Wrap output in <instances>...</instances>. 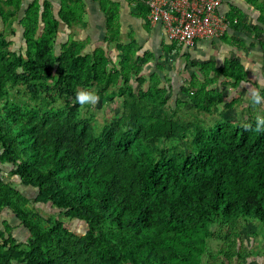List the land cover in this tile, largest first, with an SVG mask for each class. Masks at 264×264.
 <instances>
[{"label": "trees", "instance_id": "1", "mask_svg": "<svg viewBox=\"0 0 264 264\" xmlns=\"http://www.w3.org/2000/svg\"><path fill=\"white\" fill-rule=\"evenodd\" d=\"M108 1L98 0L115 57L88 35L55 48L62 27H86L84 0H0L1 23L20 26L11 49L0 33V264H205L204 254L244 262L256 253L240 248L243 223L264 224V122L257 132L256 117L204 127L178 116L185 106L216 112L225 97L207 82L238 87L243 63L200 64L204 80L190 76L185 100L168 103L171 86L143 72L152 54L122 38L119 4ZM256 2L257 24L233 8L230 30L264 33ZM78 90L119 98L120 115L98 125ZM209 239L224 245L210 253Z\"/></svg>", "mask_w": 264, "mask_h": 264}, {"label": "rangeland", "instance_id": "2", "mask_svg": "<svg viewBox=\"0 0 264 264\" xmlns=\"http://www.w3.org/2000/svg\"><path fill=\"white\" fill-rule=\"evenodd\" d=\"M239 1L243 3L244 5H246L248 8H251L252 10V12L250 13L251 17L249 18V22H247V24L251 26L252 28L254 24H257L256 16L258 14L256 11V6L253 4L254 0H237L238 3H240ZM255 1L263 4L262 7L264 8V0H255ZM243 17L244 15L242 16V18ZM121 24H122V21L120 19V26ZM87 26L88 24L86 25V27H71V28L62 27V29L58 32L55 48L58 49L59 48L58 44H60V42L67 41L70 36L74 38L84 37V34L87 32ZM245 31L247 34L254 36L253 32H248V30H245ZM0 33L6 36L9 40H12V42L14 43L13 46L12 44L9 46V49L20 44V39H19L20 38L19 37L20 36V26L16 22L12 24L10 28L6 27V25L0 24ZM121 34H122L121 35L122 38L126 40V29L122 30ZM260 37L264 41V33H261ZM241 40L242 42H244V39H241ZM236 45L238 46V48L241 47V49H243L242 47L243 44L241 42L236 43ZM107 47H108L109 54L111 56H114L116 53V50L113 47V44L112 46L108 44ZM242 54H244V50L242 51ZM234 56L238 57L241 60V62H243L242 60H245L241 56L233 55L231 57H234ZM205 62L206 61L197 62V64L194 62L192 65L185 64L186 68L184 66L185 68L184 74H186L185 75L186 77L184 76L181 77L183 78L184 85H187V87L190 86V78L188 77L192 75H194L197 81L204 80L202 73L198 71H199V68L201 67L200 64L205 63ZM191 66H193V68ZM159 74H160V71L158 72V75ZM257 74H258L257 76L247 75L246 82L242 83L236 88H233L231 84L228 82L220 83L219 80L215 81L214 79L211 81H208L206 85V89L216 88L218 91L222 92L225 97L219 103L220 104L219 107L217 106L218 110L216 112H204V111H199L194 108V113H192L189 110L190 107L185 106L179 110L178 112L179 118L181 119V121H184V122L191 121L196 124H198L199 122L200 125L204 127L216 125L218 123L224 122L225 120H230L235 123L237 122L243 123V122H246L251 117L263 118L264 117V65L260 67V72ZM161 84L162 83L160 82V85ZM174 86L176 87V84H174ZM252 89L259 90L261 94L260 104H255L254 101L251 99L250 90ZM170 90L168 92V96H169L168 103H174L177 97H179L180 100H183V101L185 100L183 98V95H181L180 91L176 92L179 94H176L174 92H171ZM90 92L95 93L94 90H90ZM97 97H98V100L94 104L86 103L82 106V113L84 115L91 116L98 125H102L103 123L109 121L112 117H118L120 115L122 106H121V101L119 98L113 99L111 101H106L100 96H97ZM213 97L215 98V96ZM10 98H12L16 102L27 101L26 99L22 98L21 95H19L16 91L12 92V94L10 95ZM231 100H233L234 103L229 107L227 106L225 107L224 103L228 101L230 102ZM197 117L199 118V121L193 119ZM26 192L29 193L28 190H26ZM38 211L43 214L42 210H38ZM7 219L9 220L10 224L12 223L14 226V224L16 223L14 221V218L12 216H9L7 217ZM73 227H75L77 232H80L84 228V226L81 223H76V222L73 223ZM16 233H17L16 237L19 240H23L27 238L26 233L21 234L20 228L16 229ZM240 238L242 240L240 244L241 250H245L247 252L251 251L253 253H256V255L254 254L250 256L244 262L239 261L236 259V257H234L233 260H231L230 263L228 264H264V224L259 223L256 220H253L249 223L247 222L243 223V227H241V230H240ZM221 245L222 246L224 245V242L222 240L212 241L209 239L207 242L206 248L208 249V251H210V253H213V252H217V250H219V247ZM201 261L205 264H225L222 262L221 257L210 258L208 254L202 255Z\"/></svg>", "mask_w": 264, "mask_h": 264}, {"label": "crops", "instance_id": "3", "mask_svg": "<svg viewBox=\"0 0 264 264\" xmlns=\"http://www.w3.org/2000/svg\"><path fill=\"white\" fill-rule=\"evenodd\" d=\"M84 2L86 4L85 18L88 24L84 37L86 35L90 37L92 47L94 45L106 47L107 44L103 41L105 16L100 4L98 0H84ZM110 2L119 4V14L122 21L120 28L122 30L126 29V41L134 38L138 42L140 53L152 54V60L146 65L143 72L150 75L160 71L161 85L167 86L169 84L171 92H179L180 86L184 85L181 77H186V74H184L185 64L192 65L194 62L197 64V62L206 61L214 62L216 66H219L225 59L236 55L245 59L242 60V63L248 76H257V73L260 72V67L264 65V41L260 35L258 39H253L250 34L245 35L229 29L226 40H222L221 37H214L197 40L190 47L177 45L168 37L161 23H152L147 17H142L136 4L141 2L144 5V9L147 10L145 0H109L108 3ZM233 8L242 11L243 19L249 22L252 10L243 3H238L237 0H223L220 5V11L226 15ZM0 24H2L1 21ZM241 39H244V42ZM238 42L243 44V49L241 47L238 48L236 45ZM243 50L244 54H242ZM191 67L193 68V66ZM174 84H176V87ZM177 99L180 100L179 97Z\"/></svg>", "mask_w": 264, "mask_h": 264}, {"label": "built area", "instance_id": "4", "mask_svg": "<svg viewBox=\"0 0 264 264\" xmlns=\"http://www.w3.org/2000/svg\"><path fill=\"white\" fill-rule=\"evenodd\" d=\"M223 0H145L147 18L161 23L177 45L193 46L197 40L222 37L236 18L220 11Z\"/></svg>", "mask_w": 264, "mask_h": 264}, {"label": "clouds", "instance_id": "5", "mask_svg": "<svg viewBox=\"0 0 264 264\" xmlns=\"http://www.w3.org/2000/svg\"><path fill=\"white\" fill-rule=\"evenodd\" d=\"M250 96H251V99L254 101L255 104L261 103V94H260L259 90H257V89L250 90ZM74 99L80 105H84L86 103L94 104L98 100V97L94 92L85 91V90H78L76 92ZM256 120H257L256 126L252 130L259 132L262 130L260 125L262 122H264V118L256 117ZM251 127L252 126L250 124H247L244 126L245 130H249V129H251Z\"/></svg>", "mask_w": 264, "mask_h": 264}]
</instances>
